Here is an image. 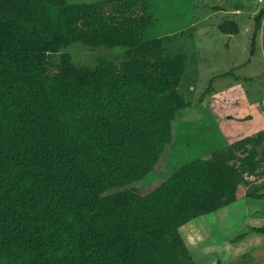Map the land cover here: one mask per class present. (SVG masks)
I'll return each instance as SVG.
<instances>
[{
	"label": "trees",
	"instance_id": "1",
	"mask_svg": "<svg viewBox=\"0 0 264 264\" xmlns=\"http://www.w3.org/2000/svg\"><path fill=\"white\" fill-rule=\"evenodd\" d=\"M154 22L150 0H0V264H205L212 214L264 198V129L167 171L193 102Z\"/></svg>",
	"mask_w": 264,
	"mask_h": 264
},
{
	"label": "rangeland",
	"instance_id": "2",
	"mask_svg": "<svg viewBox=\"0 0 264 264\" xmlns=\"http://www.w3.org/2000/svg\"><path fill=\"white\" fill-rule=\"evenodd\" d=\"M94 1V0H71ZM155 22L146 36L168 35L173 53L185 52L181 91L193 105L178 117L179 149L167 171L264 129V15L251 52L255 18L264 0H150ZM226 18L239 33L222 32ZM79 64L106 56L123 59V48L66 47ZM213 232L196 250L205 264H264V198L245 197L209 218ZM239 234L242 236L239 237Z\"/></svg>",
	"mask_w": 264,
	"mask_h": 264
}]
</instances>
